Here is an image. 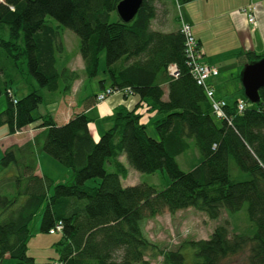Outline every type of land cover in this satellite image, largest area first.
I'll list each match as a JSON object with an SVG mask.
<instances>
[{
    "label": "trees",
    "instance_id": "1",
    "mask_svg": "<svg viewBox=\"0 0 264 264\" xmlns=\"http://www.w3.org/2000/svg\"><path fill=\"white\" fill-rule=\"evenodd\" d=\"M120 1L0 3V51L5 62L17 75H22L19 71L24 63L40 88L63 97L54 119L50 114L35 116L42 102L37 90L31 87L22 98H13L7 91H12L15 79L7 81L0 76V96L4 94L7 101L0 112V124L7 125L8 135L27 128L44 129L40 151L69 169L72 178L55 185L49 195L51 181L34 174L37 160L29 145L4 151L0 168L15 167L12 181L17 192L13 196L0 194V264L5 257L17 264H35L27 255L29 224L42 206L41 232L49 233L57 223L63 226V240L55 245L58 255L49 260L150 264L149 260L161 257L162 264H185L181 249L160 250L144 236L142 219L164 211L174 214L193 209L217 220L221 211L228 218L244 205L250 222L245 233L232 232L234 228L226 220L208 239L186 241L182 249L193 250L192 264H226L246 249V264H264V88L257 104L243 96L247 105L243 112L238 113L234 103L224 108L227 119L215 118L204 89L190 74L182 33L179 29L162 32L150 28L158 6L167 13L170 6L192 0H142L130 22L119 17L110 21ZM47 17L58 26L46 22ZM62 28L79 38L78 53L87 79L97 76L100 55L105 53L110 89L129 90L127 94L138 96L147 111L156 112L159 118L152 125L157 139L148 136L136 110L120 109L111 126L93 140L88 118L66 98L78 74L66 67L57 68L64 52ZM245 57L248 62L263 58L253 53ZM170 66L176 68V77L169 75ZM104 83L100 81V85ZM191 144L199 158L185 172L176 158ZM122 156L141 174L165 170L169 185L161 191L146 184L122 187L121 180L128 175L120 162ZM230 159L247 174L246 180L230 179Z\"/></svg>",
    "mask_w": 264,
    "mask_h": 264
},
{
    "label": "crops",
    "instance_id": "2",
    "mask_svg": "<svg viewBox=\"0 0 264 264\" xmlns=\"http://www.w3.org/2000/svg\"><path fill=\"white\" fill-rule=\"evenodd\" d=\"M3 1L0 0V3ZM250 2L252 0H192L179 7L180 14L177 21L173 18L168 20L166 18L157 19L156 16L150 24L152 30L162 32L177 30L180 21L191 27L192 34L203 52L202 61L217 70V75L211 77L208 82L214 89L216 97L223 99L228 105L234 104L239 98L243 97L239 73L242 67L248 63L245 54L253 53L254 55L264 57V2L258 3L254 12L255 27L248 23L247 14L242 11V8ZM156 20L158 29L153 27V23ZM68 40L69 36L63 33L62 41L64 49L65 43ZM226 54L235 57L232 64L226 63ZM60 67H66L78 74V78L73 82L70 93L66 98L88 118V130L94 141H97L111 126L114 114L120 109L126 111L136 110L141 115V122L144 124L147 120L159 118L156 112L147 111L143 103L139 104L140 99L136 95L116 92L105 101L97 102L96 95L103 91V89L108 88L105 84L103 86L100 85L99 90L94 94L85 93L81 95L87 78L79 53L71 61L67 62V64L62 59ZM236 71L238 72L237 75H235ZM28 88L29 86L25 87L24 91L28 92ZM163 91V100H166V85L163 86ZM47 98L48 102L46 107L45 105L42 108L38 106L37 112L34 115L41 116L50 114L54 119L63 97L57 93H48ZM4 108L5 106L1 104L0 112ZM44 135V129L29 128L13 135H8V133L2 134L0 135V155L9 147L29 145L30 150L35 152L37 160L34 174L51 181L43 171L39 170V161L46 155L40 151L42 144H40V140H43ZM46 156L49 157L48 155ZM121 158L120 162L122 163ZM56 163L59 164L58 162ZM45 165H48V163H45Z\"/></svg>",
    "mask_w": 264,
    "mask_h": 264
},
{
    "label": "rangeland",
    "instance_id": "3",
    "mask_svg": "<svg viewBox=\"0 0 264 264\" xmlns=\"http://www.w3.org/2000/svg\"><path fill=\"white\" fill-rule=\"evenodd\" d=\"M182 4L183 3H178V6H171V9L169 8L170 12L168 13L162 12V8L158 6L157 19L166 18L168 20L172 18L175 19V16L179 17V7H181ZM117 18L118 15L116 13H112L110 21H116ZM46 22L53 26H58V24L50 17L46 18ZM153 27L156 29L159 28L157 25V20L153 23ZM62 29L63 33L69 36V40L65 43L64 54H62V56L57 60V68L59 70L62 68L60 67L61 60L63 59V62L66 64L67 62L71 61L77 55L79 45V38L74 32L66 28ZM229 54L225 55V60L226 63L232 64L235 60V57ZM2 55L3 54L0 51V76H2L3 79L7 81H9L8 78L15 79V81H13V83L10 85L14 93V97L22 98L25 96L27 91H24V88L29 86V88H35L43 99V102L39 104V107L42 108L43 105L46 107L48 102L47 95L49 92L40 88L34 79L27 74L24 63L21 64V70L19 71L22 75H17L15 69L5 62ZM105 68V53H102L99 60L98 74L93 79H87L81 95L85 93L94 94L97 90H99L100 81L102 80H104V84L109 87V81L107 74L105 73ZM237 74L238 72L236 71L235 75ZM29 88L28 92L30 90ZM78 99H80V97H78ZM1 104L6 107L7 101L4 94L0 96V105ZM36 112L37 110L34 112V114H36ZM154 120H156V118L147 120L145 125L147 126L148 136L153 139H157V134L152 125ZM7 132V125L0 124V135ZM42 141L43 140H40V144ZM2 155L3 154L0 155V158ZM198 158V153L191 144V147L187 152L176 158V162L182 171L187 172L197 164ZM121 161L128 171V176L121 180L122 187L146 184L151 186L155 191H161L169 185L170 178L165 170L158 171L154 174H141L129 167L125 156H122ZM45 163H48V165H45ZM39 170L43 171L44 174L51 180V186L48 192L49 195L52 194L53 187L55 185L70 182L72 179L71 171L69 169L57 164L54 160L47 157L46 155H44V158L39 161ZM15 174L16 169L13 165H10L6 169L0 168V194L13 196L17 192V188L14 186L15 182L12 181V178ZM228 175L230 179L236 181H244L248 178L246 173L240 171L237 168L232 159L229 160ZM43 207L44 206L40 208L29 224L30 238L27 243V255L34 258L35 264H48L49 259L57 257L58 252L55 249V245L63 240L62 232L51 235L49 233L40 231ZM226 220H228L229 226L234 228L232 232L245 233L247 231L246 229L250 225L246 214V207L244 205L239 212L230 215L228 218L226 213L221 211V214L217 220H210L203 213L197 212L193 209L180 210L174 214H169L167 211H164L162 214L157 215L154 218L144 217L140 222V227L144 236L147 237L149 241L160 250L181 249V252L184 255L185 264H192L194 262V252L190 247L182 249L183 244L186 241L208 239L212 234L213 229L217 225L223 224ZM247 254L248 253L246 249L237 257L227 260L226 264H246L245 259ZM146 259H148L147 256ZM149 261L150 264H162L161 257H157ZM17 263L18 262L16 260L10 259L8 257H5L1 262V264Z\"/></svg>",
    "mask_w": 264,
    "mask_h": 264
},
{
    "label": "built area",
    "instance_id": "4",
    "mask_svg": "<svg viewBox=\"0 0 264 264\" xmlns=\"http://www.w3.org/2000/svg\"><path fill=\"white\" fill-rule=\"evenodd\" d=\"M264 2V0H252L245 8L242 9L244 13L247 14L248 23L253 27L256 26L254 12L258 3ZM180 32L184 37V55L187 60V66L189 68L190 74L195 79L197 85L201 86L206 96L208 97L211 105V112L212 114L218 119H227L226 113L224 108L226 107L225 101L221 99H217L214 95V90L207 84V81L210 77L217 74L216 69L206 65L202 62V55L203 52L201 48L198 46L196 40L194 39L191 28L189 25L185 23L180 24ZM169 75L172 77H176L178 72L174 66H170L168 68ZM114 91L112 89H106L102 93H100L96 97L97 102H102L106 100L110 95H112ZM125 93H130L129 90H125ZM8 94L10 92L8 91ZM14 103L16 101L14 100ZM246 109V103L243 99H240L236 103V111L238 113L243 112ZM63 229L61 223H57L53 229L49 231L50 234L52 233H59ZM50 264H64L62 261H53Z\"/></svg>",
    "mask_w": 264,
    "mask_h": 264
},
{
    "label": "water",
    "instance_id": "5",
    "mask_svg": "<svg viewBox=\"0 0 264 264\" xmlns=\"http://www.w3.org/2000/svg\"><path fill=\"white\" fill-rule=\"evenodd\" d=\"M142 0H121L116 13L122 22H130L136 15ZM239 80L245 98L251 104L260 101L259 91L264 88V58L246 63L239 73Z\"/></svg>",
    "mask_w": 264,
    "mask_h": 264
}]
</instances>
